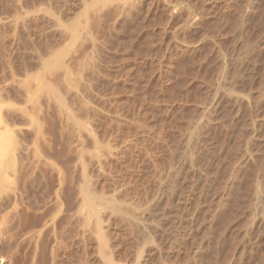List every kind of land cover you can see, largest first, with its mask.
<instances>
[{"label": "rangeland", "instance_id": "374dc122", "mask_svg": "<svg viewBox=\"0 0 264 264\" xmlns=\"http://www.w3.org/2000/svg\"><path fill=\"white\" fill-rule=\"evenodd\" d=\"M157 1L122 7V0H0V264H106L100 257L106 251L114 264H130L142 233L130 218L101 204L94 205L100 211L93 208L98 215L89 213L84 182L90 191L134 208L137 217L162 191L165 200L181 199L173 204L180 203L177 209L195 197L188 215L201 207V227L187 245L177 238L182 249L180 258H172L175 264H192L186 257L198 245L191 241L200 238H209L200 264H225L230 253L243 259L233 264H264L262 226L257 232L241 216L251 203L237 207L249 201L242 196L255 191L258 175L264 187V0H256L248 15L251 0ZM200 121L199 137L187 143ZM182 142L192 145L182 152L188 158L179 155ZM239 171L242 179L223 210L214 201ZM241 200L246 203L238 205ZM237 222L250 224L241 229ZM171 223L169 234L177 220Z\"/></svg>", "mask_w": 264, "mask_h": 264}, {"label": "bare ground", "instance_id": "6f19581e", "mask_svg": "<svg viewBox=\"0 0 264 264\" xmlns=\"http://www.w3.org/2000/svg\"><path fill=\"white\" fill-rule=\"evenodd\" d=\"M83 1V0H82ZM133 0H122V2L123 3H121V5H122V7L124 6H126L127 7V5L128 4H132L131 2H132ZM168 1V0H167ZM174 1V0H173ZM255 1V2H254ZM254 1H250L251 3L248 5V6H246L247 7V9L248 10H246V14L248 15V13L249 12H251L252 10H253V8H254V4H256V0H254ZM158 1L156 0V3H157ZM170 2V1H169ZM146 3V2H145ZM173 3V2H172ZM67 4V3H66ZM80 4H81V2H80ZM82 4H83V2H82ZM179 3H176V5H178ZM161 5V4H160ZM120 6V5H119ZM129 6V5H128ZM131 6V5H130ZM181 6V5H180ZM134 7H135V3H134ZM245 7V8H246ZM120 8V7H119ZM130 8V7H129ZM156 8V7H155ZM171 8V7H170ZM180 8V7H179ZM182 8V7H181ZM123 9V8H122ZM125 9V8H124ZM179 10V9H178ZM183 10V9H182ZM187 10H189V9H187ZM129 11V10H128ZM125 12V11H124ZM177 12V11H176ZM183 12V11H182ZM174 13V12H173ZM245 13V12H244ZM123 14H125V13H123ZM126 14H128V13H126ZM125 14V15H126ZM188 14V13H187ZM74 15V14H73ZM186 15V14H185ZM189 17V16H188ZM195 17V16H194ZM185 18V17H184ZM187 18V17H186ZM190 18V17H189ZM197 18V17H196ZM244 18V17H243ZM188 19V18H187ZM186 19V20H187ZM194 19V18H193ZM248 20V19H247ZM190 21H192L191 19H190ZM184 22V21H183ZM174 23V22H173ZM175 24V23H174ZM181 24V23H180ZM193 24V23H192ZM188 26H190V25H188ZM176 27V26H175ZM174 28V27H173ZM168 29V28H167ZM169 30V29H168ZM179 30V29H178ZM177 31V30H176ZM176 31H175V33H176ZM73 32V31H72ZM170 33V32H169ZM168 33V34H169ZM179 33V32H178ZM176 35V34H175ZM166 36V35H165ZM170 36V35H169ZM75 38V37H74ZM177 39H179V38H177ZM185 40V39H184ZM169 41V40H168ZM179 41V40H178ZM181 42H182V40H180ZM185 43H188V42H185ZM191 44V43H190ZM167 46V45H166ZM169 47V46H168ZM170 48V47H169ZM183 49V48H182ZM250 51V50H249ZM247 53V52H246ZM149 59V58H148ZM223 60V59H222ZM146 61V60H145ZM148 61V60H147ZM235 61H237V60H235ZM221 62V61H220ZM231 62V61H230ZM234 63V62H233ZM47 64V63H46ZM49 64V63H48ZM232 66V65H231ZM168 67H170V66H168ZM172 67V66H171ZM228 67V66H227ZM232 68V67H231ZM170 71V70H169ZM218 73H219V71H218ZM227 73V72H226ZM219 75V74H218ZM225 75V74H224ZM227 75V74H226ZM228 76V75H227ZM167 78V77H166ZM200 80V79H199ZM164 81V80H163ZM167 81V80H166ZM224 81V80H223ZM216 82V81H215ZM222 84V83H221ZM221 84H219V85H221ZM212 85H213V83H212ZM222 86V85H221ZM209 88V87H208ZM215 88V87H214ZM213 88V89H214ZM207 89V88H206ZM217 91H220V89L218 90L217 89ZM225 91H227V90H225ZM212 92V91H211ZM203 93V92H202ZM205 94V93H204ZM192 95V94H191ZM222 95H223V93H222ZM221 95V96H222ZM249 95V94H248ZM203 96V95H202ZM209 96V95H208ZM230 97H231V95H229ZM232 97H233V95H232ZM226 98V97H225ZM229 98V97H228ZM234 98V97H233ZM232 98V99H233ZM204 99V98H203ZM210 99V98H209ZM220 99H221V97H220ZM230 99V98H229ZM194 101L196 100V99H193ZM218 101V100H217ZM226 101V100H225ZM244 101V100H243ZM207 102V101H206ZM227 102H230V101H227ZM233 102V101H232ZM193 104V103H192ZM219 104H220V102H219ZM228 104V103H227ZM216 105V104H215ZM214 105V106H215ZM235 105V104H234ZM178 106V105H177ZM226 106V105H225ZM213 107V106H212ZM222 107V106H221ZM210 108V107H209ZM215 108V107H214ZM213 108V109H214ZM246 108V107H245ZM143 109V108H142ZM196 109V108H195ZM212 110V109H211ZM215 110V109H214ZM201 111V110H200ZM143 112V111H142ZM145 112V111H144ZM210 112V111H209ZM213 112V111H212ZM152 113V112H151ZM192 114H193V112H192ZM194 114H195V112H194ZM207 114V113H206ZM144 115V114H143ZM185 116V115H184ZM188 116V115H187ZM214 116H215V114H214ZM192 117V116H191ZM216 117H218V116H216ZM204 118V117H203ZM205 118H207V117H205ZM211 118V117H210ZM262 118V117H261ZM213 119V118H212ZM259 119V118H258ZM188 120H190V119H188ZM187 120V121H188ZM208 120V119H207ZM185 121V120H184ZM206 121V120H205ZM216 121V120H215ZM195 122V121H194ZM193 122V123H194ZM206 122H208V121H206ZM222 122V121H221ZM189 123V122H188ZM190 123H191V121H190ZM260 123V122H259ZM202 124H204L202 121H200V122H198V123H196L194 126H193V131L191 132V134L189 135V133H190V131H189V133H188V135H189V137H188V142L187 143H189V141H190V139L191 140H193L192 138L195 136V135H197V132L199 133V131L198 130H200V127L201 126H203ZM210 124V123H209ZM206 125V124H205ZM247 125V124H246ZM248 125H250L249 123H248ZM260 125H261V123H260ZM264 125V124H263ZM185 126V125H184ZM158 127H159V125H158ZM164 127V126H163ZM204 127V126H203ZM251 127V126H250ZM160 128V127H159ZM191 128V127H190ZM206 128V127H205ZM258 128V127H257ZM182 129V128H181ZM220 129V128H219ZM223 129V128H222ZM256 129V128H255ZM263 129V128H262ZM165 130V129H164ZM203 129H202V127H201V131H202ZM239 130V129H238ZM250 130V129H249ZM264 130V129H263ZM259 131V130H258ZM238 132V131H237ZM253 132V131H252ZM263 132V131H262ZM182 133V132H181ZM256 133V132H255ZM209 134V133H208ZM252 134V133H251ZM257 134H258V132H257ZM257 134H256V136H257ZM164 135V134H163ZM183 136V135H182ZM184 137V136H183ZM187 137V136H186ZM185 137V138H186ZM196 137V136H195ZM194 137V138H195ZM197 137H199V136H197ZM197 137H196V139H197ZM237 137V136H236ZM240 137V136H239ZM238 137V138H239ZM261 137V136H260ZM164 138V137H163ZM181 137H179V139H180ZM185 138H184V141H185ZM242 138V137H241ZM182 139V138H181ZM202 139V138H201ZM258 139H259V137H258ZM195 140V139H194ZM193 140V141H194ZM199 140H200V138H199ZM236 140V139H235ZM239 140V139H238ZM244 140V139H243ZM255 140V139H254ZM198 141V140H197ZM197 141H195V143L197 142ZM233 141V140H232ZM181 142V141H180ZM190 142H192V141H190ZM201 142V141H200ZM199 142V143H200ZM185 143V145H182V144H184ZM182 142V144H181V146L183 147V146H185V147H183V148H181V150L182 149H184L183 151H181V154L179 153V155L181 156V155H183V153L185 154H187L190 150H191V147H189V145L190 146H192L191 144H188V145H186L187 143L186 142ZM245 143V142H244ZM176 144V143H175ZM193 144V143H192ZM258 144V143H257ZM259 144H260V142H259ZM262 144V143H261ZM199 146V145H198ZM214 146V145H213ZM222 146V145H221ZM220 146V147H221ZM238 146V145H237ZM236 147V146H235ZM251 147V146H250ZM249 146H248V151H250V153L252 152V150H250V149H252V148H250ZM256 147V146H255ZM175 147H173V149H174ZM193 148V147H192ZM204 148V147H203ZM214 148V147H213ZM229 148V147H228ZM236 148H240V146L239 147H236ZM235 148V149H236ZM244 148V147H243ZM231 149H232V147H231ZM175 150H176V148H175ZM200 150V149H199ZM202 150H204V149H202ZM239 150V149H238ZM237 150V151H238ZM178 151V150H177ZM220 151V150H219ZM232 151V150H231ZM247 151V152H248ZM253 151H254V149H253ZM260 151V150H259ZM175 152V151H174ZM180 152V151H179ZM183 152V153H182ZM192 152V151H191ZM240 152V151H239ZM256 152H257V150H256ZM262 152V151H261ZM178 153V152H177ZM241 153V152H240ZM249 153V152H248ZM253 153H255V152H253ZM253 153H251L252 154V157H253ZM170 154H171V152H170ZM185 154V155H186ZM190 154H192V153H190ZM189 154V155H190ZM236 154H238V153H236ZM246 153H244V155H245ZM250 154V155H251ZM176 155V154H175ZM201 155V154H200ZM222 155V154H221ZM240 155V154H239ZM243 155V156H244ZM178 156V155H177ZM179 156V157H180ZM184 156V155H183ZM224 156V155H223ZM241 156L242 155H240V158H241ZM246 156V155H245ZM184 157H187L188 158V155L187 156H184ZM234 157V156H233ZM232 157V158H233ZM255 157V156H254ZM183 158V157H182ZM186 158V159H187ZM224 158V157H223ZM237 158V157H236ZM236 158L235 159H233V160H236ZM239 158V157H238ZM245 159H247V157H244ZM258 158V157H257ZM178 159V158H177ZM180 159V158H179ZM178 159V160H179ZM185 159V160H186ZM243 159V158H242ZM245 159H243V163H244V161H246ZM181 160V159H180ZM192 160H194L193 158H192ZM258 160V159H257ZM224 161V160H223ZM227 161H230V160H227ZM237 161V160H236ZM173 162V161H172ZM176 162V161H175ZM180 162V161H179ZM203 162V161H202ZM232 162V161H231ZM182 163H183V161H182ZM243 163H240L239 162V164L240 165H243ZM245 163H247V162H245ZM250 163V162H249ZM180 164V163H179ZM208 164V163H207ZM222 164V163H221ZM232 164V166H233V163H231ZM239 164H237V165H239ZM256 164V163H255ZM173 165H175V164H173ZM210 165V164H209ZM245 165V164H244ZM247 165V164H246ZM249 165V164H248ZM258 165V164H257ZM176 166V165H175ZM184 166V165H183ZM193 166H194V164H193ZM260 166V165H259ZM169 167V166H168ZM178 167V166H177ZM238 167H240V166H238ZM254 167V166H253ZM164 168V167H163ZM192 168V167H191ZM236 168V167H235ZM246 169V167H243V169ZM251 168V167H250ZM249 168V169H250ZM179 169V168H178ZM182 169V168H181ZM186 169V168H185ZM206 169V168H205ZM216 169H218V168H216ZM168 170V169H167ZM238 170V169H237ZM236 170V171H237ZM255 170V169H254ZM197 171V170H196ZM242 171V170H241ZM241 171H239V175L235 172L234 174V176L231 178V179H229V181L228 182H226L225 183V185H224V187H223V189H222V191H221V193H220V197L218 196L217 197V201L215 200L214 202H218V201H220L219 203H218V207H221V208H223V210H224V207L226 208V205L228 204V201H229V199H231L230 197H232L233 195V192L235 191V187L237 186V184H236V182L238 181L239 182V180L238 179H242V178H239V176H241L240 175V173H242ZM261 171H263V170H261ZM167 172V171H166ZM208 172V171H207ZM214 172V171H213ZM213 172H211V173H213ZM228 172V171H227ZM257 172V171H256ZM168 173V172H167ZM179 173V172H178ZM210 173V174H211ZM230 173V172H229ZM262 173V172H261ZM172 174V173H171ZM197 174V173H196ZM264 174V173H263ZM174 175V174H173ZM177 175V174H176ZM228 175V174H227ZM166 176V175H165ZM193 176H195V175H193ZM229 176V175H228ZM245 176H246V174H245ZM254 175L252 174V177H253ZM166 177H169V174L166 176ZM176 178H177V176H175ZM187 177V176H186ZM258 177H260V178H257L256 179V181L254 180V182H255V184H253V182H252V184L255 186V188H254V186L252 187V188H254V190L255 191H252L251 189H249V191L251 190V192H249V191H247V193L249 192V193H251V194H249L250 196H249V198H248V194H247V196H246V194H243L244 196H242V199H244V197L245 198H247V199H249V201H247V203L245 202V201H243V200H241L242 202H240V204H238V205H241V203H246V204H244V207H243V204L241 205V206H237L238 208L239 207H242V209L243 208H247L248 207V210H246V209H243V210H245V211H248V214L246 215V213L247 212H244V211H242V210H239V211H242L241 212V216L244 214V217H245V219H246V216H247V221L249 222L250 221V223H247V224H250L251 225V227L250 228H252V229H254L255 230V228H257L256 230H258V228L260 227V226H262V233H264L263 232V225H264V187H262V180H260V179H262V176H259L258 175ZM163 178V177H162ZM185 178V177H184ZM192 178V177H191ZM210 178V177H209ZM165 179V178H164ZM166 179H168V178H166ZM183 179V178H182ZM187 179V178H186ZM237 179V180H236ZM82 180V179H81ZM223 180V179H222ZM221 180V181H222ZM248 180V179H247ZM84 181V180H83ZM166 181V180H165ZM168 182H170L169 180H167ZM176 181V180H175ZM202 181V180H201ZM205 181V180H204ZM210 181H211V179H210ZM212 181H213V178H212ZM161 182H163V181H161ZM181 182V181H180ZM190 182V181H189ZM209 182V181H208ZM215 182V181H214ZM250 182V183H251ZM165 182H163L161 185H163ZM204 183V182H203ZM202 183V184H203ZM212 183V182H211ZM248 183H249V181H248ZM167 184V183H166ZM166 184H165V186H163V187H166ZM186 184H187V182H186ZM190 184V185H189ZM188 185L189 186H191V184L192 183H189ZM199 184V183H198ZM219 184V183H218ZM171 185H173V184H171ZM200 185H201V183H200ZM249 185V184H248ZM192 186H194V185H192ZM191 186V187H192ZM208 186H209V184H208ZM161 187V186H160ZM163 187H162V190H163ZM190 187V188H191ZM195 187V186H194ZM193 187V188H194ZM199 187V186H198ZM204 187V186H203ZM212 187H214L213 185H212ZM238 187V186H237ZM170 188V187H169ZM197 188V187H196ZM211 188V187H210ZM249 188V187H248ZM205 189H207V190H210V189H208V187L207 188H205ZM206 190V191H207ZM211 190H213V189H211ZM79 191V190H78ZM110 191V190H109ZM176 191V190H175ZM190 191V190H189ZM246 191H245V193H246ZM93 192H95L94 190H93ZM92 192V190L90 191V187L88 188V186H87V182H84V184H83V186H82V193H83V196H84V199L86 200V202H87V204L89 205V207L92 209H90V208H88V209H90V210H88V212L89 213H91V214H95L96 213V211L93 209V208H95V206L97 207V206H99L100 204H101V206H104V208L106 207V209L108 208L109 209V212H112V211H114L115 213H118V216L120 217H128V219L130 218L131 219V222L133 221V222H135L136 223V225H137V230L139 231V233L138 232H136L138 235L140 234V232L142 233V234H140V235H142V239H140L141 241H142V248H141V246H140V248H139V250L137 251V253H135V258L133 257V261L132 260H130L128 263H130V264H175L174 263V261L176 260V258H180V257H178V254H179V251L182 249V247H181V244L183 243V245H187V240L188 239H191V238H195V233H197V231L196 230H198V227L199 226H197L198 224H200V223H202V222H200V223H198L199 222V216L201 215H199V211H201L202 212V208L201 207H199L200 209L198 210V209H195V211H194V214H193V216L191 215H188V213H189V211H190V208H191V206H192V204H194V200H195V197H190V199L189 200H187V202L185 201V203H184V205L183 206H181V207H179V208H182V209H177L176 208V206L177 205H179V204H177V205H174L175 206V209H177V210H175V209H173L174 208V206H173V204H175V202L176 201H180V200H172V199H170V197H169V200H165V198L164 197H166V194H165V192H161L160 193V195H156V197H153L152 196V199L150 200V199H148L147 201V203L145 202V204H144V206H141L142 207V211L141 210H139L140 211V213H141V215H138V217L136 216V214L134 215L130 210H133V209H131L130 208V210H128L127 209V207L126 208H124L125 206H123V205H121L120 203H118V202H116V200H114V198L112 199V198H110V197H112V194L110 195V196H108V195H106L105 196V194L104 195H99L100 193H98V194H96L97 192H95V193H93ZM158 192H160V191H158ZM214 192H215V190H214ZM239 192V191H238ZM255 193V198H253L254 196L252 195V194H254ZM80 193V192H79ZM78 193V194H79ZM107 193H108V191H107ZM114 193V192H113ZM162 193H164L165 194V196L163 197L162 196ZM175 193V192H174ZM204 193V192H203ZM102 194V193H101ZM158 194V193H157ZM179 194V193H178ZM191 194V193H190ZM195 194V193H194ZM200 194V193H199ZM210 194H212V193H210ZM210 194H208L209 195V198H210ZM217 194V193H216ZM237 194V193H236ZM241 194V193H240ZM180 195V194H179ZM208 195H206V196H208ZM218 195V194H217ZM232 195V196H231ZM80 196V195H79ZM169 196V195H168ZM189 196V195H188ZM253 196V197H252ZM114 197V196H113ZM171 197H174V195L173 196H171ZM179 197V196H178ZM168 198V197H167ZM187 198V197H186ZM197 198V197H196ZM199 198V197H198ZM207 198V197H206ZM250 198H252V199H256L257 201L259 200L260 201V199H261V202H262V204L261 203H259V201H258V203H259V205H261V206H258L257 204L258 203H255L254 201H251L250 202ZM120 199V198H119ZM118 199V200H119ZM188 199V198H187ZM192 199H194V200H192ZM233 199V198H232ZM207 200V199H206ZM173 201H174V203H173ZM197 201H198V199H197ZM231 201V200H230ZM256 201V202H257ZM82 202V201H81ZM84 202V201H83ZM85 202V203H86ZM122 202V201H121ZM181 202V201H180ZM203 202H204V200H203ZM84 203V205H86V206H84V208L86 207L87 208V204H85ZM124 203V202H123ZM127 203V202H126ZM129 203H130V201H129ZM198 203V202H197ZM201 203V202H200ZM200 203H198V205H200ZM248 203H254V204H249V206H247V207H245L246 205H248ZM131 204H132V202H131ZM203 205H204V203H202ZM201 204V205H202ZM205 204H206V202H205ZM214 205H215V203H213ZM95 205V206H94ZM130 205V204H129ZM163 205H165L166 207L168 206L169 208L166 210V208L164 207V208H162V210H164L165 209V211H163V214H162V218H159V219H157V217H156V212L163 206ZM198 205H197V207H198ZM203 205H202V207H203ZM216 205H217V203H216ZM215 205V206H216ZM231 205V204H230ZM235 205V204H234ZM237 205V204H236ZM135 206H136V204H135ZM138 206V205H137ZM136 206V207H137ZM206 207L205 208H207L208 206L207 205H205ZM78 207V206H77ZM100 207V206H99ZM138 207H140V205L138 206ZM178 207V206H177ZM193 207V206H192ZM82 208H83V206H82ZM98 208V207H97ZM101 208V207H100ZM129 208V207H128ZM204 208V209H205ZM236 208V207H235ZM96 209V208H95ZM102 209V208H101ZM135 209H137V208H135ZM193 209V208H192ZM208 209V208H207ZM211 209V208H210ZM214 209V208H213ZM217 210H219L218 208H216ZM216 209H214V211L216 210ZM231 209V208H230ZM237 209V208H236ZM85 210V209H84ZM97 210V209H96ZM104 210V209H103ZM161 210V209H160ZM235 210V209H234ZM77 211V210H76ZM91 211V212H90ZM97 211H100V209H98ZM108 211V210H107ZM192 211V210H191ZM204 211H206V210H204ZM214 211H213V213H214ZM78 212V211H77ZM85 212H87V210L85 211ZM105 212V211H104ZM113 212V213H114ZM134 212V211H133ZM136 212V211H135ZM162 212V211H161ZM216 212H218V211H216ZM215 212V213H216ZM222 211L220 210V213H221ZM84 213V212H83ZM98 213L99 212H97L96 214L98 215ZM114 213V214H115ZM158 213V212H157ZM206 213V212H205ZM210 213V212H209ZM211 213H212V211H211ZM88 214V213H87ZM90 214V216L91 217H93V215H91ZM107 214V213H106ZM120 214V215H119ZM159 214V213H158ZM160 214V215H161ZM189 214H191V213H189ZM219 214V213H218ZM238 214V213H237ZM236 214V215H237ZM240 214V213H239ZM79 215V214H78ZM77 215V216H78ZM86 215V214H85ZM100 215V214H99ZM104 215V214H103ZM117 215V214H116ZM202 215H203V213H202ZM210 215V214H209ZM208 215V218L210 217H212V216H209ZM215 215H217V213L215 214ZM214 215V216H215ZM221 215V214H220ZM81 216H82V214H81ZM89 218H91L89 215H87ZM102 216V215H101ZM110 216V215H109ZM112 216V215H111ZM115 216V215H114ZM190 216V217H192L191 218V221H190V225L188 226V224H187V221H189V220H187L188 219V217ZM206 216V215H205ZM219 216V215H218ZM238 216H240V215H238ZM241 216H240V218H241ZM86 217V216H85ZM100 217V216H99ZM160 217V216H159ZM201 217V216H200ZM217 217V216H216ZM243 217V216H242ZM82 218H84V216L82 217ZM87 218V217H86ZM108 218V217H107ZM115 218V217H114ZM118 218V217H117ZM173 218L175 219V220H177V223H176V225H177V227L175 226V230L173 231V232H171L170 234H172V236L175 238V239H177L178 237H180L181 238V240L183 239V241H182V243L180 244V242H178V239H177V242L175 241V240H173L171 237H169L170 236V234H169V231H171V230H169L170 228L168 227L169 225H170V227H171V224L172 223H174V222H172L171 223V221H173ZM205 219L207 218V217H204ZM204 218H202V219H204ZM209 218V219H210ZM236 218V217H235ZM238 218V217H237ZM104 219V218H103ZM120 219V218H119ZM122 219V218H121ZM208 219V220H209ZM214 219V218H213ZM220 219V218H219ZM224 219H225V217H224ZM241 219H244V218H241ZM240 219V221H244V220H241ZM249 219V220H248ZM102 220V219H101ZM100 220V221H101ZM108 220V219H107ZM110 220V219H109ZM223 220V219H222ZM227 220V219H226ZM84 221V220H83ZM93 221H95V220H93ZM92 221V222H93ZM105 221V220H104ZM213 221L214 220H212V223H211V221H209L211 224H214L213 223ZM246 221V220H245ZM85 222V221H84ZM120 222V221H119ZM127 222H130V221H128L127 220ZM176 222V221H175ZM207 222V224H208V221H206ZM104 223V222H103ZM108 223V222H107ZM124 223V222H123ZM171 223V224H170ZM205 223V222H204ZM203 223V224H204ZM210 223L208 224L209 225V227H210ZM218 223V222H217ZM239 222H237V225L239 226V224H238ZM246 223V222H245ZM87 224V223H86ZM110 224V223H109ZM114 224V223H113ZM175 224V223H174ZM173 224V225H174ZM223 224V223H222ZM231 224V223H230ZM229 224V225H230ZM233 224V223H232ZM241 224H242V222H241ZM240 224V228L242 229L244 226H242V225H247V224H242L241 225ZM263 224V225H262ZM94 225V224H93ZM101 225H102V223H101ZM115 225V224H114ZM172 225V226H173ZM228 225V224H227ZM228 225V226H229ZM236 225V226H237ZM90 226V225H89ZM214 226H216V225H214ZM222 226V225H221ZM228 226H226V227H228ZM83 227V226H82ZM86 227H88V226H86ZM91 227V226H90ZM94 227V226H93ZM98 227H99V225H98ZM101 227V226H100ZM200 227H201V224H200ZM200 227H199V229H200ZM212 227H213V225H211V229L209 228V229H207L208 231L210 230H212ZM220 227V226H219ZM225 227V228H226ZM246 227H248V225L246 226ZM116 228V227H115ZM174 228V227H173ZM173 228H172V230H173ZM206 228V227H205ZM204 228V229H205ZM215 228V227H214ZM228 228H230V227H228ZM233 228H234V226H233ZM232 228V229H233ZM238 228V227H237ZM250 228H246V230L248 229L249 231H251L250 230ZM87 229V228H86ZM90 229V228H89ZM92 229V228H91ZM94 229V228H93ZM92 229V230H93ZM95 229H96V227H95ZM103 229H105V228H103ZM118 229V228H117ZM121 229V228H120ZM136 229V228H135ZM135 229H132V230H135ZM201 229H203V228H201ZM219 229H222V228H219ZM227 229V228H226ZM225 229V230H226ZM231 228H230V230H232ZM245 229V228H244ZM243 229V230H244ZM88 230V229H87ZM108 230V229H107ZM106 230V231H107ZM224 230V229H223ZM229 230V231H230ZM236 230V229H235ZM242 230V231H243ZM245 230V231H246ZM255 230V231H256ZM260 230H261V228H260ZM260 230H258L257 232H259ZM91 231V230H90ZM104 231V230H103ZM105 231V232H106ZM214 231V230H213ZM217 231H219V230H217ZM221 231V230H220ZM244 231V232H245ZM249 231H246V233L247 232H249ZM253 231V230H252ZM255 231L253 232V234H255ZM96 232H97V230H96ZM110 232V231H109ZM113 232V231H112ZM120 232V231H119ZM124 232V231H123ZM198 232H199V230H198ZM203 232V233H202ZM201 233L203 234L202 236H203V238H206L207 237V235H206V237H204V231H202ZM207 232V231H206ZM86 233V232H85ZM208 233V232H207ZM222 233H223V231H222ZM226 233V232H225ZM243 233V232H242ZM250 233V232H249ZM252 233V232H251ZM88 234V233H87ZM94 234H96L95 236H98V234L99 233H94ZM102 234V233H101ZM120 234V233H119ZM198 234V233H197ZM206 234V233H205ZM252 234V236H255V235H253ZM257 234V233H256ZM259 234V233H258ZM102 235H104V234H102ZM106 235V234H105ZM105 235H104V238H105ZM117 235V234H116ZM121 235V234H120ZM138 235H137V237H138ZM139 235V236H140ZM201 235V234H200ZM210 235V234H209ZM208 235V236H209ZM224 235V234H223ZM226 235H227V233H226ZM249 235V237H251L250 236V234H248ZM248 235H246L245 237H246V239H247V236ZM213 236V235H212ZM219 236H220V234H219ZM235 236V235H234ZM242 236H244V235H242ZM257 236V235H256ZM107 237V236H106ZM110 237V236H109ZM108 237V238H109ZM114 237V236H113ZM115 237H117V236H115ZM184 237V238H183ZM210 237V236H209ZM215 237V236H214ZM224 237V236H223ZM88 238V237H87ZM103 238V237H102ZM136 238V237H135ZM140 238V237H139ZM169 238H171V240H173V241H175V244H173V243H171V244H173V245H171L170 243H169V241H171V240H169ZM179 238V239H180ZM219 238V237H218ZM259 238V237H258ZM257 238V239H258ZM106 239V238H105ZM207 239H209V238H206L205 239V241L203 240V239H201L200 238V240L198 241V242H195L194 240L195 239H193V241H191V242H194V243H198V245H196L195 246V244L193 245V248H194V246H195V248H194V250H193V248H192V250H193V252H191L190 251V249L188 248L187 250V252L188 253H190V255H188V254H186V255H188L189 257H186L187 259L189 258V260L192 262V264H200V262H203L202 260L200 261V258L202 257L201 255H202V252H205V251H203L204 249H206L207 247H206V244H207V242L209 241V240H207ZM230 239V238H229ZM235 239V238H234ZM244 239V238H243ZM253 239H255V238H253ZM83 240V239H82ZM94 240V239H93ZM107 240V239H106ZM109 240V239H108ZM107 240V241H108ZM139 240V239H138ZM139 240V241H140ZM192 240V239H191ZM210 240H211V238H210ZM217 240V239H216ZM231 241V240H230ZM232 241H235V240H232ZM241 241V240H240ZM239 241V242H240ZM249 241H250V239H249ZM248 241V242H249ZM255 240H252L251 242H254ZM138 242V241H137ZM191 242H189V243H191ZM250 242V243H251ZM95 243V242H94ZM101 243V242H100ZM133 243V242H132ZM216 243V242H215ZM224 243V242H223ZM241 243H242V241H241ZM243 243H244V241H243ZM246 243V242H245ZM244 243V244H245ZM254 243H258V242H254ZM121 244V243H120ZM133 244H135V243H133ZM180 244V245H179ZM212 244V243H211ZM210 244V245H211ZM239 244V243H238ZM237 244V245H238ZM243 244V245H244ZM263 244H264V242H263ZM103 245V244H102ZM137 245H140V243L139 244H137ZM190 245V244H189ZM191 245H192V243H191ZM225 245H227V244H225ZM230 245V244H229ZM242 245V246H243ZM257 245H259V244H257ZM94 246L96 247V245L94 244ZM117 246V245H116ZM132 246V245H131ZM166 246H167V248H166ZM168 246H171V247H168ZM207 246H209V244L207 245ZM213 246V245H212ZM246 246H249V245H246ZM91 247H93L92 245H91ZM101 247V246H100ZM104 247V246H103ZM125 247V246H124ZM137 248H138V246H136ZM184 247V246H183ZM188 247V246H187ZM192 247V246H191ZM206 247V248H205ZM218 247H220V246H218ZM235 247H236V245H235ZM241 247V246H240ZM250 247V246H249ZM248 247V248H249ZM255 247H257V246H255ZM102 248V247H101ZM106 248V247H105ZM104 248V249H105ZM123 248V247H122ZM223 248V247H222ZM100 248L98 247V250H99ZM103 249V248H102ZM103 249V250H104ZM107 249V248H106ZM129 249H131V248H129ZM167 249V250H166ZM95 250V249H94ZM97 250V251H98ZM108 250V249H107ZM166 250V251H165ZM183 250L184 251H186L185 250V247L183 248ZM240 250V249H239ZM243 250H244V248H243ZM242 250V251H243ZM253 250V249H252ZM105 251V250H104ZM131 251V250H130ZM135 251H136V248H135ZM183 251V252H184ZM190 251V252H189ZM241 251V252H242ZM248 252H249V250H247ZM247 251H246V253H247ZM254 251V250H253ZM252 251V252H253ZM260 251V250H259ZM92 252V251H91ZM98 252H100V251H98ZM102 252V251H101ZM186 252V253H187ZM210 252V251H209ZM215 252V251H214ZM219 252V251H218ZM228 252V251H227ZM239 252V251H238ZM245 252V251H244ZM255 252V251H254ZM90 253V252H89ZM103 253H105V252H103ZM102 253V256H100L101 258L103 257V259L107 262L106 264H114L112 261V259L110 258V256H112V255H108L107 254V251H106V253L105 254H107V255H104ZM131 253V252H130ZM133 253V252H132ZM208 253V252H207ZM217 253V252H216ZM240 253V252H239ZM238 253V254H239ZM251 253V252H250ZM264 253V252H263ZM262 252H261V254H263ZM94 254H96V253H94ZM124 254V253H123ZM205 254V253H204ZM226 254V253H225ZM231 255H232V253H230ZM99 255H101V254H99ZM118 255H119V253H118ZM134 255V254H133ZM216 255V254H215ZM220 255V254H219ZM231 255H230V257H231ZM234 255V257H227L226 258V260H224V261H226L225 262V264H233V261L234 260H238V259H235V254H233ZM242 255L244 256V253H242ZM109 256V257H108ZM124 256H126V255H124ZM129 256V255H128ZM131 256H132V254H131ZM177 256V257H176ZM204 257H205V255H203ZM207 256V255H206ZM222 256H224V254L222 255ZM264 256V255H263ZM262 256V257H263ZM185 257V256H184ZM203 257V258H204ZM225 257V256H224ZM239 257H241V256H239ZM132 258V257H131ZM172 258H175V260H173L172 261ZM185 258V259H186ZM216 259H217V257H215ZM214 258V259H215ZM120 259V258H119ZM156 259H158L159 261L158 262H156L157 260ZM184 259V260H185ZM241 260H243L242 258H240ZM239 259V260H240ZM177 260H179V259H177ZM240 260V261H241ZM255 260H257V259H255ZM258 260H259V257H258ZM263 260V259H262ZM262 260H260V262L262 261ZM118 261V260H117ZM132 261V262H131ZM181 261V260H180ZM209 261V260H208ZM215 261H217V260H215ZM123 262V261H122ZM124 262H125V260H124ZM127 262V261H126ZM125 262V263H126ZM179 262V261H178ZM183 262V261H182ZM219 262V261H218ZM236 262H238L237 264H240V262L239 261H236ZM256 262H258V261H256ZM264 262V261H263ZM96 263V262H95ZM211 264V262H207V260H206V264ZM213 263V262H212ZM245 263V262H244ZM250 263V262H249ZM253 263V262H252ZM100 264V263H99ZM177 264V263H176ZM181 264V263H180ZM185 264H187V263H185ZM189 264V263H188ZM201 264H203V263H201ZM219 264V263H218ZM236 264V263H235ZM241 264H243V262L241 263ZM253 264H255V263H253ZM261 264H262V262H261Z\"/></svg>", "mask_w": 264, "mask_h": 264}]
</instances>
